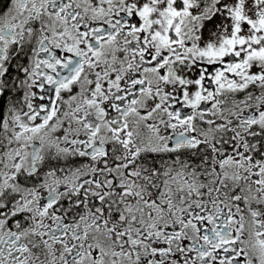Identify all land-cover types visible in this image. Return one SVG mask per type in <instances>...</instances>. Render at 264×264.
I'll return each instance as SVG.
<instances>
[{
  "label": "snow or ice",
  "instance_id": "obj_1",
  "mask_svg": "<svg viewBox=\"0 0 264 264\" xmlns=\"http://www.w3.org/2000/svg\"><path fill=\"white\" fill-rule=\"evenodd\" d=\"M6 93L0 264H264V0H0Z\"/></svg>",
  "mask_w": 264,
  "mask_h": 264
},
{
  "label": "flooded vegetation",
  "instance_id": "obj_2",
  "mask_svg": "<svg viewBox=\"0 0 264 264\" xmlns=\"http://www.w3.org/2000/svg\"><path fill=\"white\" fill-rule=\"evenodd\" d=\"M17 62L13 61V65H15ZM10 76L11 77H15L17 76V72L15 67H13L10 70ZM33 91H35L37 93L36 97L33 98L32 102L34 104V106H38L41 104H48L50 101V98L54 99V95L50 90H42L39 88H35L33 89ZM8 94L6 93L4 97H0V118L3 117L4 114H6L7 112V107H6V100H7ZM41 97H43V99H41ZM16 100L20 101V104H18V107L22 108L23 111H27L26 106H24L23 104V100H22V93L21 92H17L15 97Z\"/></svg>",
  "mask_w": 264,
  "mask_h": 264
}]
</instances>
